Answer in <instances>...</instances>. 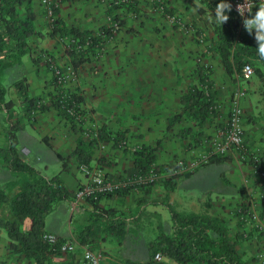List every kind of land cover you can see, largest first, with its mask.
<instances>
[{
	"label": "crops",
	"instance_id": "1",
	"mask_svg": "<svg viewBox=\"0 0 264 264\" xmlns=\"http://www.w3.org/2000/svg\"><path fill=\"white\" fill-rule=\"evenodd\" d=\"M113 1L62 0L59 15L69 27L97 30L107 23L109 5ZM159 1L162 0H137L140 13L126 15V24L114 36V40L106 44L100 60H94L91 55L90 61L79 68L83 73L77 86L85 99L83 107L92 109V116L99 121L100 127L105 126L113 133L122 131L148 147L159 144V164H175L182 159L184 166L179 167L173 175L175 184L171 190H167L165 184L156 182L147 189L103 196L95 206V203L87 199L75 198L76 191L86 181L74 156L82 130L73 129L67 119L60 116L54 108L39 114L35 121L27 122L25 129L18 133L20 155L48 177L60 174L74 198L61 201L57 206L62 217L58 229L47 227L50 214L46 217L45 229L66 242L75 241V250L68 254L52 255L51 262L45 264H88L84 257L87 250L98 254L101 264H146L151 259L154 244L162 235L174 232L172 209L180 213H210L220 216L225 219L231 235L239 243L244 240L243 243L250 246L252 251L263 245L260 232L253 229L250 222H241L235 214L243 204L250 210L251 204L254 205V198L258 201L262 194L251 164L233 153L218 163L196 168L189 165L206 148L203 143L196 144L191 135L184 132V128L190 127L195 131L199 127L187 116L183 97L193 83L199 82L196 73L197 56L200 55L201 60L210 61V55L208 48L196 44L191 34L169 24L161 14L153 10L152 7ZM163 1L178 12L191 14L203 23L194 7L198 0ZM35 5L39 12L36 29L42 35L31 37L32 56L43 49L63 63L67 56L63 44L60 39L48 33L45 24L47 15L41 0H36ZM32 56L25 58L30 95H47L48 90L54 92L52 74L47 71L43 61L39 65L35 64ZM214 61L219 68L220 60ZM241 84L249 90L242 98V106L249 116L246 118L245 129L257 131L261 120L257 110L263 106L261 82L253 78ZM13 93L15 94L14 91ZM229 95L228 89L216 94L217 102L220 105L222 103L226 109L230 104ZM16 104H20L18 98ZM178 115L182 116L181 119L177 117L175 120ZM4 116L0 108V122L4 120ZM221 124L222 119L216 116L211 122L205 123L201 130L214 137L221 129ZM4 143L5 138L0 130V147ZM58 153L68 158L65 169ZM103 154L105 158H95L93 165H99L109 179L125 177L134 165L129 150L114 147ZM213 168L217 169L220 189L219 186L214 188V185L205 192L195 194L191 187L198 184V175L206 174ZM10 174V170L0 162V183L9 178ZM32 226V218H26L24 229L31 230ZM134 234L137 235V240L134 239ZM143 234H147L146 238ZM139 237L143 238L145 251L135 246ZM8 245V237L3 231L0 233V263L29 264L24 255L21 258L19 255H9ZM164 260L165 264H190L180 263L173 258L163 257Z\"/></svg>",
	"mask_w": 264,
	"mask_h": 264
},
{
	"label": "trees",
	"instance_id": "2",
	"mask_svg": "<svg viewBox=\"0 0 264 264\" xmlns=\"http://www.w3.org/2000/svg\"><path fill=\"white\" fill-rule=\"evenodd\" d=\"M198 1L194 7L200 20L218 37L214 49L219 54L227 74L237 82L238 77L244 75V65L250 64L256 79L261 82L260 93L264 99V60L258 56L255 33H241L240 19L232 10L227 12L229 16L227 22L223 25L216 23L215 8L220 0ZM35 3L36 0H0V108L5 114L4 120L0 122L1 134L5 138V143L0 147V162L11 172L9 178L0 183V233L4 231L7 234L9 255H19V258L24 255L29 264H45L51 262L52 255H63L61 244L66 242L62 237H59V242L56 244L44 239V234L47 232L46 217L57 209L61 201L73 200V196L60 174L48 177L23 159L18 149V133L25 129L27 122L35 121L39 114L51 108L56 109L60 116L66 118L73 129H81L84 122L82 104L85 99L79 89L72 92L59 88L57 91L47 92V95H30V82L24 68L25 58L34 54L30 43L31 37L42 35L36 29L39 12ZM41 5L47 15L45 24L48 33L60 40L71 39L72 44L67 47L66 54L75 70L84 67L90 61L91 55H96L97 48L102 47L105 40L114 36L115 22L121 28L127 22L126 15H136L141 10L137 0H114L108 10V18H111V21H107L97 30H81L79 27H69L64 22L59 15L60 7L52 6L53 16L50 17L42 1ZM170 10L174 11L172 8ZM256 10L257 8L253 14ZM45 54L51 55L47 50L42 49L37 51V57L33 55L32 58L39 64ZM47 67V71L51 70L49 62ZM196 73L200 85L192 84L183 97V102L186 103L187 116L195 121L199 129L193 131L192 128L187 127L184 128V132L186 135L190 134L196 144L203 143L206 150L210 151L215 136L205 134L201 127L211 122L213 117L223 116V113L216 100L218 90L215 89L211 78L210 66L198 64ZM51 74L52 85H58L55 76L52 72ZM10 90L17 95L19 105L16 104L15 99L8 97ZM177 117L181 119L182 116L178 115L174 119L177 120ZM227 122L221 124L222 130L226 128ZM124 137V132L113 133L105 126L99 129L98 137L90 139L81 135L74 151L79 167L94 166L95 147L100 142L118 146L119 141ZM159 148V144L156 147H148L144 143L136 151L126 148L131 152L134 160V165L127 171L126 176L145 174L151 169H155L159 174L166 172L172 174L178 170L179 166L176 164L158 163ZM240 154L242 159L253 167V174L261 181L264 192V176H262L264 154L258 157L254 152L248 153L242 150ZM58 156L65 169L68 158L59 153ZM226 158L228 156L214 155L209 163H218ZM157 182L165 184L166 189L171 190L174 188L175 179L173 175L166 174ZM152 185L142 186L139 189H147ZM132 190L121 189L109 196L127 194ZM99 199L87 198L88 201L95 203V206ZM171 211L174 232L171 235L161 236V239L154 244L151 259L146 264H165V260L160 263L154 260L158 252L163 257L173 258L180 263L255 264V260L245 257V252L241 250V242L239 243L238 239L231 235L225 219L210 213H180L174 209ZM248 213H250L249 207L243 204L235 214L242 222L241 216ZM26 218L33 220L31 230H25L23 227Z\"/></svg>",
	"mask_w": 264,
	"mask_h": 264
},
{
	"label": "rangeland",
	"instance_id": "3",
	"mask_svg": "<svg viewBox=\"0 0 264 264\" xmlns=\"http://www.w3.org/2000/svg\"><path fill=\"white\" fill-rule=\"evenodd\" d=\"M152 8L157 13L161 14L169 24H171L177 28L182 29L183 31H185L186 34H188V33L191 34L193 36V39H194L196 44H199V45L201 44V45L205 46V48H208L207 50H208V53L210 55V61L209 60L208 61L201 60L200 55H198L197 56V63L203 64L205 66L206 65L210 66V68L212 69L211 78L214 82L215 89H217L218 92H220L222 90L226 91L227 89L230 91V95H229L230 104L228 105L229 106L228 109H226L225 106L222 105V103H221L222 106L218 103L220 111L223 113V116L221 115L219 117L222 119V123L225 124L227 122L228 113L231 110L232 101H233V98L236 95V93L238 91H244L245 92L244 97H245L249 92L248 88H246V86L244 84H241V83L244 81H251L253 78L256 79L255 73H253V75L249 78H247L243 75V76L238 77L237 82L233 81L230 78V76L227 74V72H226V70L222 64V60H221L219 54L214 49V46L216 45L218 37L212 29L206 28V26L203 25L204 23H200V21H198V19L194 18L191 14L187 15L183 11L178 12L176 9L170 7L163 0L154 4V6ZM171 8L174 9V11H171L170 10ZM130 15H132V14H130ZM174 17L176 19H173ZM120 29H118L114 33V36L120 31ZM239 30L241 33H248L247 30L244 28V26L240 25ZM253 33H255V29H253ZM239 35L237 37L238 40L240 38ZM114 36L105 40L102 47L97 48L96 55H93L94 60H100L103 57L104 48H105L106 44L109 41L114 40L113 39ZM61 43L63 44L64 51L66 52L67 47H69V45L72 44V41L70 38H65V39H61ZM34 57H37V53H35ZM32 59L34 61V58H32ZM216 59L220 60L221 65L219 66V68L216 67V65H215L216 63H214L215 62L214 60H216ZM42 61H43L45 67L48 66V62L56 63L58 66H60V68L66 74H67V67L69 65H72L69 62V59L67 56H66V60L63 63H60L56 59H54L51 55L45 54L42 57V60L40 62H42ZM34 63L37 64L35 61H34ZM24 68L27 70V64H25ZM73 70H74L73 75L68 76L65 84H62L61 86H59V85L55 86L54 85V87L52 88V91H57L59 88H61V89L64 88L65 90H69V91L74 92V91L79 89V91L82 94V91L77 86V83H78L79 78L81 77L83 72H82V70L80 71L79 69L78 70L73 69ZM49 71H51V70H49ZM193 84L200 85L199 82L193 83ZM47 92H49V90ZM8 97L12 98V99L15 98V100L17 101V97H15L13 90L9 91ZM261 103L263 104V106L260 107L259 111L257 110V112L260 115V119H261L259 121L260 124H259V129H258L260 132H258V130L252 132V130H253L252 128H250V129L247 128V129H245V137H244V151L248 152V153L250 151L254 152L258 157L259 156L261 157L264 154V99L261 100ZM83 105L84 104H82V109L84 111V115H83V121L84 122H83V125L81 126V129H83L82 135L85 136L86 138L91 139L92 135L88 136V135H86V133H88V132L91 133V132H95V131H97L99 133V129L101 127H100L99 121L96 118H94V116H92V109L90 107H83ZM243 110H244V107H243ZM252 111H253V108H252ZM248 117L249 116H247V112L245 113V111H244V128L246 125V118H248ZM2 118H1V121H2ZM221 130L222 129H219L217 131L216 136L218 135V133ZM124 138L127 139L131 144H135V145L136 144H140V145L142 144L140 142H136L134 140L133 136H131V135L125 134ZM102 143H105L104 147H102L101 144H99V145H97V147H95L96 153L94 156L96 159H99V160H102L103 158H105V155L103 154L104 151L110 152V150L114 147L120 148L119 146H113V144L110 145L111 143L110 144H108L106 142H102ZM108 145H110V147H111L110 150L108 148ZM121 149H124L126 151L128 150L126 148H121ZM233 153L238 154L241 157L240 151H234L231 154H233ZM231 154H228V155H231ZM228 155H226V156H228ZM34 158H35V156H34ZM39 164H40V162H39ZM94 166H97V165H94ZM97 167H99V165ZM217 176H218V172H217L216 168H213V169L207 171L206 174H199L197 177V180H196V182L198 184L196 186H192L191 190L195 194H199V193L205 192L208 187H210V186L213 187L214 185H215L214 188L219 186L218 189H220L221 182L218 181ZM260 182L261 181H259L258 185L261 188L262 183H260ZM261 193L262 194H260L258 201H256L255 198L252 201V203L254 205L251 204L250 210L254 215L257 216V218L250 221V224L252 225L253 229H256L257 232H260L259 234L263 238V241H261L263 243V245L261 248H258L257 250L252 251L250 246H247L246 243H243L244 240L241 243L242 244L241 250L245 252V254H244L245 257L252 259V260H255V264H264V192H263L262 188H261ZM260 205H262L263 207H261ZM61 219H62L61 210L58 208L56 211L52 212L49 215L47 227H51L54 230L58 229V227L61 225V223H60ZM240 228H242V227H240ZM146 235L143 234V236L145 238H146ZM133 237L135 240L138 239L136 234H134ZM142 240H143V238L139 237V242H136L135 246L140 248V250L145 251V245H144V243H142ZM162 261H163V258L159 262H162Z\"/></svg>",
	"mask_w": 264,
	"mask_h": 264
},
{
	"label": "built area",
	"instance_id": "4",
	"mask_svg": "<svg viewBox=\"0 0 264 264\" xmlns=\"http://www.w3.org/2000/svg\"><path fill=\"white\" fill-rule=\"evenodd\" d=\"M44 6L48 9V16H53V7L58 6L62 0H41ZM228 3L232 5L231 10L239 17L240 25L243 26V17L237 11V4L245 3V0H228ZM259 3H264V0H253L254 7L251 8L253 14L254 10L258 7ZM250 14L245 11L244 16L247 17ZM173 19H176L175 17ZM111 21V18H108ZM119 25L117 22L114 23V33L119 29ZM50 63V69L53 75L56 78V83L61 86L65 84L68 76H72L74 73V68L72 65L67 67V74L63 72V70L54 62ZM254 70L250 64H245L243 67V74L245 77L249 78L253 75ZM244 91H238L233 98L231 110L229 112V118L227 122V126L225 129L221 130L218 135L213 138L211 142V150H205L200 156L194 158L190 163V167L196 168L200 165L208 164L211 158L214 155H228L234 151H244V137H245V128H244V110L242 106V98L244 97ZM73 112V111H72ZM82 118V117H80ZM86 132V131H85ZM84 132V133H85ZM86 135H92V137H98L99 133L88 132ZM101 146L104 147L105 143L100 142ZM118 146L120 148H129L132 151H136L141 148L140 144H131L127 139L123 138L119 141ZM179 167L184 166V160L180 159L176 163ZM80 170L85 174L86 181L78 188L76 191L75 197L77 200L93 198L99 199L101 196H109L111 194H115L118 190L131 188L133 190H137L142 186H148L156 183L163 175H174L164 173L159 174L155 169H151L149 172L140 175L134 176H125L124 178L112 180L107 178L105 172L102 168L93 166L89 167L86 165L80 166ZM264 176V173L262 174ZM257 216L248 213L241 216V220L245 222H250L253 219H256ZM44 239L52 244H56L59 242V236L52 232H46L44 234ZM76 247V242H64L61 244V251L63 254H68L69 252H73ZM85 260L88 264H101L100 257L92 250H87L85 252ZM163 255L158 252L156 253L154 260L161 261Z\"/></svg>",
	"mask_w": 264,
	"mask_h": 264
},
{
	"label": "clouds",
	"instance_id": "5",
	"mask_svg": "<svg viewBox=\"0 0 264 264\" xmlns=\"http://www.w3.org/2000/svg\"><path fill=\"white\" fill-rule=\"evenodd\" d=\"M253 0H245V3L237 4V11L243 17V26L249 34L255 29V40L257 42L258 56L264 60V3H259L257 10L251 14V8L254 7ZM232 5L226 0H220L215 8V22L223 25L228 21L227 12L231 11ZM247 11L250 15L245 17Z\"/></svg>",
	"mask_w": 264,
	"mask_h": 264
}]
</instances>
